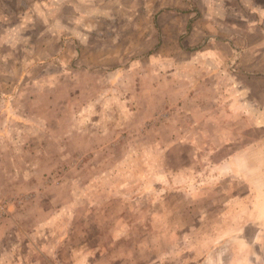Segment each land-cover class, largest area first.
Listing matches in <instances>:
<instances>
[{
	"label": "rangeland",
	"instance_id": "rangeland-1",
	"mask_svg": "<svg viewBox=\"0 0 264 264\" xmlns=\"http://www.w3.org/2000/svg\"><path fill=\"white\" fill-rule=\"evenodd\" d=\"M18 1L0 264H264V0Z\"/></svg>",
	"mask_w": 264,
	"mask_h": 264
},
{
	"label": "crops",
	"instance_id": "crops-1",
	"mask_svg": "<svg viewBox=\"0 0 264 264\" xmlns=\"http://www.w3.org/2000/svg\"><path fill=\"white\" fill-rule=\"evenodd\" d=\"M16 2H19L18 0H15ZM30 1H32L33 3H35V1L36 0H27V2H30ZM225 5L223 4V7H224ZM224 9V8H223ZM239 66V65H238ZM240 72L243 74V73H248V72H246V71H244V69H241L240 70ZM257 75H261L260 77H262V75H264V73L262 74L261 72L259 73V71H258V73H257ZM262 79H264V77H262ZM263 84H264V81H263ZM262 94H263V92H261ZM261 98V97H260ZM260 100H262V102H260L258 99H257V102L256 103H254V101H253V104H256V105H254V106H252V107H257V112H259V113H262L263 114V116L261 117V115L260 114H258V113H255V115H254V117H256V118H253V121H257V124H260L261 122L263 123V121H264V100L263 99H260ZM235 106H237V103L235 104ZM237 114V113H236ZM258 150H260V148H259V146H257V151ZM258 152H260V151H258ZM240 156V154H237L234 158L235 159H237L238 157ZM256 168V164H254V167H253V169H255ZM257 168H259V164H257ZM263 231V229H260V230H258V234H260V240H261V244H262V246H263V251H264V240H263V238H262V236L261 235H264V231Z\"/></svg>",
	"mask_w": 264,
	"mask_h": 264
}]
</instances>
